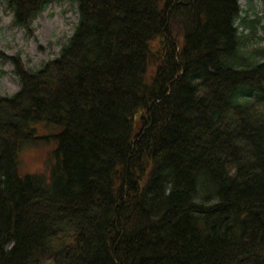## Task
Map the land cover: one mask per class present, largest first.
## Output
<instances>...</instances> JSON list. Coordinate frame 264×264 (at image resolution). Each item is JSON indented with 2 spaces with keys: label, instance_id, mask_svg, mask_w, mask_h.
I'll return each instance as SVG.
<instances>
[{
  "label": "trees",
  "instance_id": "trees-1",
  "mask_svg": "<svg viewBox=\"0 0 264 264\" xmlns=\"http://www.w3.org/2000/svg\"><path fill=\"white\" fill-rule=\"evenodd\" d=\"M4 1L32 32L64 0ZM70 1L57 57L0 49L20 81L0 95V264H264V60L240 0Z\"/></svg>",
  "mask_w": 264,
  "mask_h": 264
},
{
  "label": "rangeland",
  "instance_id": "rangeland-1",
  "mask_svg": "<svg viewBox=\"0 0 264 264\" xmlns=\"http://www.w3.org/2000/svg\"><path fill=\"white\" fill-rule=\"evenodd\" d=\"M241 32L249 36L245 49L264 60V0H240ZM245 20V21H244ZM79 21L77 7L70 1H55L34 20L32 32L14 25L13 13L0 0V49L12 56L20 55L28 68H36L57 57L72 36ZM20 81L9 61L0 60V95L17 92ZM56 143L28 145L20 157V174L44 172ZM50 264V263H47Z\"/></svg>",
  "mask_w": 264,
  "mask_h": 264
}]
</instances>
